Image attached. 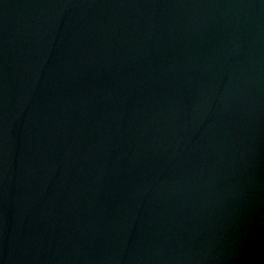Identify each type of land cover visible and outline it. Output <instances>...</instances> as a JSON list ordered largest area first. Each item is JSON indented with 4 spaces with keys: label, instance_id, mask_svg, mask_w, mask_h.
I'll return each mask as SVG.
<instances>
[{
    "label": "water",
    "instance_id": "obj_1",
    "mask_svg": "<svg viewBox=\"0 0 264 264\" xmlns=\"http://www.w3.org/2000/svg\"><path fill=\"white\" fill-rule=\"evenodd\" d=\"M0 264H264V0H0Z\"/></svg>",
    "mask_w": 264,
    "mask_h": 264
}]
</instances>
